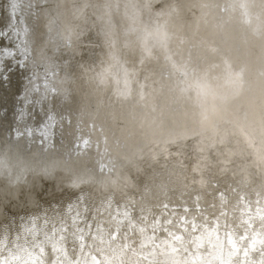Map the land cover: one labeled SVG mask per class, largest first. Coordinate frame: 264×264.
I'll return each mask as SVG.
<instances>
[{"label":"clouds","instance_id":"1","mask_svg":"<svg viewBox=\"0 0 264 264\" xmlns=\"http://www.w3.org/2000/svg\"><path fill=\"white\" fill-rule=\"evenodd\" d=\"M27 3L56 122L0 120L39 158L0 169V264H264V0Z\"/></svg>","mask_w":264,"mask_h":264},{"label":"water","instance_id":"2","mask_svg":"<svg viewBox=\"0 0 264 264\" xmlns=\"http://www.w3.org/2000/svg\"><path fill=\"white\" fill-rule=\"evenodd\" d=\"M0 1L2 2L0 4V41L3 42L0 44V61L1 59L11 60L15 55H18V58H20L23 54V51L19 47L21 44L19 43L21 41L20 36H23L22 34H24L26 29L21 30L20 27L17 28V26L18 24L21 26L23 12L29 8L27 0ZM24 21L26 23L27 18ZM23 28H25V26H23ZM12 32L14 35H10ZM26 59L25 56V59H18L19 61L16 63L10 64V71L14 72V76L10 78L11 80L9 79V84L5 82L7 79L5 75L2 74L0 77V86H2L0 92V114L3 118H8L10 110L11 119L15 122V125L16 123L21 124L22 133L20 134L16 132L15 135L17 137L27 136L29 139L38 138L43 140V134L49 131L47 128L55 123H48L49 116L47 115L48 118L43 116L35 107H31L32 109H30V111L24 113V106L28 103L35 104V100L43 99L45 96V91L39 89V87L42 86L40 84L35 85L37 80L40 81L42 77L40 78L39 74L36 72L35 75H33V72H26ZM34 76L35 78H33ZM25 82L27 83V88L25 87ZM11 89L15 91L14 94H11ZM36 95H39L38 98H36ZM24 98L25 101L23 102ZM44 106L46 107V103ZM34 112L36 114L39 113L44 121L40 124L35 123L37 118H34V121H32ZM7 141L11 145L16 143L10 138H7ZM26 149L29 148L27 147Z\"/></svg>","mask_w":264,"mask_h":264},{"label":"bare ground","instance_id":"3","mask_svg":"<svg viewBox=\"0 0 264 264\" xmlns=\"http://www.w3.org/2000/svg\"><path fill=\"white\" fill-rule=\"evenodd\" d=\"M18 1H20V0H18ZM1 3L2 2L0 1V4ZM28 12H29V8H28V10H25L23 12L21 26L18 24L17 28L20 27L21 30H24V29L27 28V22L25 23L24 20H26ZM23 26H25V28H23ZM10 35H14L13 32ZM22 35L23 36H20L21 41L19 42L21 44L23 43V41L25 39L24 34H22ZM14 49H16V48H14ZM21 56L22 57L18 58V55H15L11 60H9V59L8 60L1 59V61H0V66H1L0 77H1L2 74L5 75V77L7 78L5 80V82L7 84L10 83V80H11L10 78L14 76V72L10 71V68H11L10 64L11 63H16L17 61H19L18 59H22V60L25 59L24 53ZM36 73H38L40 78L41 77L42 78H41L40 81L37 80L35 85L40 84L42 86V87H39V89L45 91L44 92L45 96H44L43 99H37V101L35 100V104L28 103L26 106H24V113L30 111V109H32L31 107H35V108H37V111H40L42 113L43 116H46L47 118L49 116L48 121H47L48 123H55L56 122V117H55L54 113L49 112V113H47L48 116L45 115V106H44L45 103L47 105V101H48L49 79L51 78L50 74L48 76H46L43 73L42 69L36 71ZM33 75H35V73H33ZM33 78H35V76ZM31 81H32V79H31ZM25 87L26 88L28 87L26 82H25ZM1 89H2V86H0V92H1ZM7 93H9V92H7ZM12 93L14 94L15 91L11 89V94ZM38 96L39 95H36V98H38ZM24 101H25V98L23 99V102ZM9 113H11L10 110H9ZM34 118H37V114L35 112H34V114L32 116V121H34L33 120ZM3 119H5V118H3L1 116V114H0V120H3ZM16 126L19 129V131H17V133L21 134L22 133L21 124L16 123ZM5 128H6V126H5ZM50 128H51V126L48 127L47 129L50 130ZM40 140H42V139H40ZM26 148H27V145H24L23 147H19L17 143H15L14 145H11L7 141V138L3 137L2 133H1L0 134V169H3L5 167H10V168H12V169H14L15 171L18 172L25 165L36 163L39 158L33 155V149H31V148L26 149ZM23 198H24V196H23V192H22L21 193V199H23Z\"/></svg>","mask_w":264,"mask_h":264},{"label":"rangeland","instance_id":"4","mask_svg":"<svg viewBox=\"0 0 264 264\" xmlns=\"http://www.w3.org/2000/svg\"><path fill=\"white\" fill-rule=\"evenodd\" d=\"M8 210L11 211L10 208Z\"/></svg>","mask_w":264,"mask_h":264}]
</instances>
